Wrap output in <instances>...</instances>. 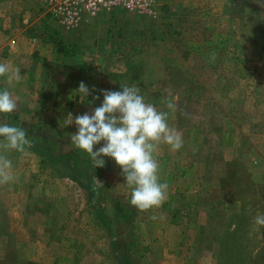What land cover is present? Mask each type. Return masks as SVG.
Wrapping results in <instances>:
<instances>
[{"label": "rangeland", "instance_id": "374dc122", "mask_svg": "<svg viewBox=\"0 0 264 264\" xmlns=\"http://www.w3.org/2000/svg\"><path fill=\"white\" fill-rule=\"evenodd\" d=\"M10 40L20 63L1 49L0 61L20 68L31 99L13 93L0 121L31 144L0 153L14 176L0 183V264H264V0H153L72 29L46 0H0V47ZM81 81L93 90L83 102ZM132 85L183 139L157 146L166 198L148 209L130 203L114 159L95 168L65 125L101 90Z\"/></svg>", "mask_w": 264, "mask_h": 264}, {"label": "clouds", "instance_id": "9594fccd", "mask_svg": "<svg viewBox=\"0 0 264 264\" xmlns=\"http://www.w3.org/2000/svg\"><path fill=\"white\" fill-rule=\"evenodd\" d=\"M0 78L8 85L0 87V113L10 114L18 106L10 88L22 79L20 68L0 62ZM92 91L81 81L73 94H79L83 102ZM101 93V103L91 113L85 112L75 118L69 113L65 118V125L75 123L77 128L70 134V141L89 155L95 168L105 166L104 157L114 159L131 189L133 206L139 209L159 206L166 198L167 184L160 181L159 163L154 153L161 142L173 150L180 149L182 137L169 126L168 112L148 102L137 86L104 89ZM93 99H100V95H94ZM167 108L174 110L175 105L169 102ZM30 144L24 128L0 121V153L24 152ZM11 168L12 161L0 154V183L14 179ZM256 223L264 226V214L256 217Z\"/></svg>", "mask_w": 264, "mask_h": 264}, {"label": "built area", "instance_id": "2783aa9c", "mask_svg": "<svg viewBox=\"0 0 264 264\" xmlns=\"http://www.w3.org/2000/svg\"><path fill=\"white\" fill-rule=\"evenodd\" d=\"M153 0H46L48 11L66 29L75 28L84 15L98 11L146 10Z\"/></svg>", "mask_w": 264, "mask_h": 264}, {"label": "crops", "instance_id": "0c3cea01", "mask_svg": "<svg viewBox=\"0 0 264 264\" xmlns=\"http://www.w3.org/2000/svg\"><path fill=\"white\" fill-rule=\"evenodd\" d=\"M21 31H18V34L20 33ZM9 35V34H8ZM5 39H7V37L5 38ZM5 42H6V40H5ZM13 40L11 41L10 40V45H9V47L8 46H4L3 47V45L4 44H6V43H8V41L6 42V43H3L2 44V46L0 47V49H1V54H6L9 58L10 57H12L13 59V65H16L17 63H20L19 61H17V58L19 57L20 58V56H22L23 55V53L25 52V50H24V47H17V48H14L13 47ZM3 47V48H2ZM36 50V51H35ZM35 50H31V52H29V54L30 55H36V56H40V58L41 57H44L46 54L44 53V52H42L41 50L40 51H38L36 48H35ZM2 52H4V53H2ZM0 54V55H1ZM47 61V60H46ZM0 62H7L9 65H11L9 62H8V59L6 58V59H2ZM24 69V68H23ZM43 69V68H42ZM41 71H43V70H41ZM44 71L45 72H51L52 71V69L50 68V67H48V68H44ZM20 72H21V70H20ZM3 81H0V87H8V85L7 84H3L2 83ZM2 84H3V86H2ZM27 87H29L31 90H34V89H40L41 88V85H40V82L38 81V80H36L35 81V84H33L32 86H27ZM25 88H26V86L23 84V83H21V84H19V83H16L14 86H12L11 88H10V90L13 92V93H17V95H19V97H17V98H21V99H23V100H29V99H31V98H29V92L28 91H25ZM21 94V95H20ZM83 158H86L85 156L83 157ZM87 160V159H86ZM89 161V160H88ZM89 164H91L90 162H89Z\"/></svg>", "mask_w": 264, "mask_h": 264}]
</instances>
